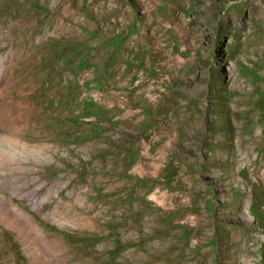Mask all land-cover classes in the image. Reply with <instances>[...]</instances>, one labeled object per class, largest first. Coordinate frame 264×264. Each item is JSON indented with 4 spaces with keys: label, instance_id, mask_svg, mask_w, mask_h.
<instances>
[{
    "label": "rangeland",
    "instance_id": "rangeland-1",
    "mask_svg": "<svg viewBox=\"0 0 264 264\" xmlns=\"http://www.w3.org/2000/svg\"><path fill=\"white\" fill-rule=\"evenodd\" d=\"M0 264H264V0H0Z\"/></svg>",
    "mask_w": 264,
    "mask_h": 264
},
{
    "label": "bare ground",
    "instance_id": "bare-ground-1",
    "mask_svg": "<svg viewBox=\"0 0 264 264\" xmlns=\"http://www.w3.org/2000/svg\"><path fill=\"white\" fill-rule=\"evenodd\" d=\"M53 2V1H52ZM55 2V1H54ZM57 7V5H55Z\"/></svg>",
    "mask_w": 264,
    "mask_h": 264
}]
</instances>
